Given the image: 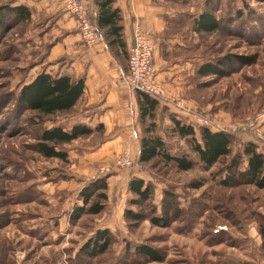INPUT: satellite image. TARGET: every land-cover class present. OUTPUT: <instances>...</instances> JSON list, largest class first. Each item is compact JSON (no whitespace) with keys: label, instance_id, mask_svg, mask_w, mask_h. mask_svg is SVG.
<instances>
[{"label":"rangeland","instance_id":"obj_1","mask_svg":"<svg viewBox=\"0 0 264 264\" xmlns=\"http://www.w3.org/2000/svg\"><path fill=\"white\" fill-rule=\"evenodd\" d=\"M13 1L0 0V17ZM205 3L161 1L174 11L166 20L163 37L183 38L186 46L164 58L169 62L191 60V70L181 75L180 89L171 90L173 94L166 89V97L175 104L182 100L196 105L189 111L197 118L192 125L212 124L230 130L237 136L236 144L253 140L264 153V0H210L209 11L221 26L199 33L194 31L193 20L205 10ZM45 30L42 18L37 17L0 26V264H73L83 244L103 226L112 227L116 241L90 264H110L108 260L113 259L122 264H264V189L222 186L219 179L225 159L203 167L189 138L174 132L164 101L157 112L155 133L167 139L171 153L187 154L197 162L191 170L179 171L159 160L140 168L132 153L116 154L112 160L92 154V147L102 140L98 131L65 146L68 162L46 158L37 151L42 127L54 122L70 124L74 115L84 111L79 102L72 112L46 118L38 125L32 123L30 112L17 106L23 82L37 73L38 62L52 40L38 37ZM123 58L128 60L127 52ZM207 63L222 72L198 75V67ZM126 66L129 68L128 61ZM133 93L137 98L136 90ZM138 124L140 141L139 116ZM106 174L109 201L105 210L71 223L69 214L81 202L80 191ZM133 174L155 183L154 202L159 210L164 189L174 188L182 218L169 227L154 226L148 219L129 227L123 213L129 196L127 183ZM192 183L200 187L194 188ZM126 242L152 245L164 261L135 257L125 250Z\"/></svg>","mask_w":264,"mask_h":264},{"label":"trees","instance_id":"obj_2","mask_svg":"<svg viewBox=\"0 0 264 264\" xmlns=\"http://www.w3.org/2000/svg\"><path fill=\"white\" fill-rule=\"evenodd\" d=\"M18 1L8 3L2 10L0 26L11 21H29L32 12L29 6L18 4ZM92 4V5H91ZM210 0H206L200 15L194 17V31L210 33L220 28L218 17L209 11ZM91 22L104 37L107 47L127 52L124 34V24L121 10L115 6V0H92L89 3ZM115 50V51H116ZM42 63V60L38 64ZM47 65L33 76L30 81L23 82L17 97V106L32 114L33 124H41L46 118H53L58 114H68L79 104L85 90V76L71 77L65 74L47 72ZM222 71L210 63L198 67L197 74L208 76L220 74ZM139 106V122L143 128L140 137V149L135 165L141 168L143 164L159 160L166 165L176 166L179 171L193 169L197 162L187 154H173L168 150L167 139L157 129L156 116L161 107L160 100L152 97L148 92L136 89ZM170 113L174 125V132L181 138H189L192 150L197 154L198 161L203 167H212L222 159L224 166L220 170L219 183L224 187L253 185L264 189V153L259 150L253 140L240 141L230 130H213L208 126H194L176 118ZM103 126L96 129L82 123L68 124L54 122L50 127H42L37 137V151L46 158H57L63 162L69 161V151L66 145L81 138L91 136L94 132H102ZM235 145H238L235 147ZM109 175L98 176L83 187L79 193L82 204L77 205L69 214L71 223L78 222L84 215H98L106 208L109 201ZM199 188V183H192ZM127 206L123 218L129 227L148 219L152 225L169 227L182 218L184 212L175 189L166 188L161 198V209L155 204L156 185L153 181H146L143 177L133 174L127 183ZM142 207L148 210L142 209ZM53 218V217H52ZM58 224L57 218H53ZM264 231V229H263ZM116 241V235L110 228H97L79 250V258L73 264H90L92 259L106 253L110 245ZM127 253L134 252L151 262H163L157 248L141 243L126 242ZM108 263L122 264L116 259Z\"/></svg>","mask_w":264,"mask_h":264},{"label":"crops","instance_id":"obj_3","mask_svg":"<svg viewBox=\"0 0 264 264\" xmlns=\"http://www.w3.org/2000/svg\"><path fill=\"white\" fill-rule=\"evenodd\" d=\"M65 1L17 2L29 6L32 17L42 18L46 30L38 37L52 39L42 55V63L39 64L40 68L37 71L47 65V72L52 74H65L71 77L84 75L86 86L80 100L84 111L74 115L70 124L82 123L94 129L99 125L103 126L102 140L92 147V151L90 150L92 154H104L112 160L116 154L132 153L134 158H137L140 149L139 106L133 90L124 78L128 73L126 66L128 60L123 58L121 51H113L107 47L103 39L93 47L86 46L76 21L65 11ZM161 1L163 0H115V6L121 10L123 17L127 56L134 27L140 23L154 44V63L158 78L161 77L166 89L173 94L171 90H179L182 85L179 83L182 73L191 70L189 69L191 60L178 59L169 62L164 58V55L178 54L186 46L183 44V38L163 37L166 20L174 16V11L168 5H162ZM166 99L160 102L164 101L163 104L177 115L176 118L183 119L182 121L186 123L197 120L194 114L189 113L192 103L187 101L184 103L185 101L181 100L175 104L167 97ZM205 126L213 130L220 129L213 128L212 124ZM100 228L112 230L110 226Z\"/></svg>","mask_w":264,"mask_h":264},{"label":"built area","instance_id":"obj_4","mask_svg":"<svg viewBox=\"0 0 264 264\" xmlns=\"http://www.w3.org/2000/svg\"><path fill=\"white\" fill-rule=\"evenodd\" d=\"M65 11L76 21L86 46L93 47L101 41V34L90 20L89 0H66ZM128 66L129 72L124 78L133 91L140 89L160 101L166 99L165 85L158 78L154 65L152 38L143 31L140 23L134 27Z\"/></svg>","mask_w":264,"mask_h":264}]
</instances>
